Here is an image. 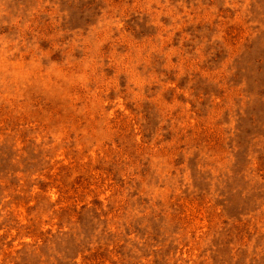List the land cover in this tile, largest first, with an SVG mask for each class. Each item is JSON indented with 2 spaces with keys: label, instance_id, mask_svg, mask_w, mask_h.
<instances>
[{
  "label": "rangeland",
  "instance_id": "obj_1",
  "mask_svg": "<svg viewBox=\"0 0 264 264\" xmlns=\"http://www.w3.org/2000/svg\"><path fill=\"white\" fill-rule=\"evenodd\" d=\"M0 264H264V0H0Z\"/></svg>",
  "mask_w": 264,
  "mask_h": 264
}]
</instances>
